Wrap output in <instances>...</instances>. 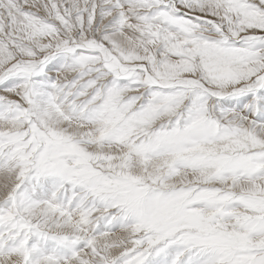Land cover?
Returning a JSON list of instances; mask_svg holds the SVG:
<instances>
[{"label": "snow or ice", "instance_id": "snow-or-ice-1", "mask_svg": "<svg viewBox=\"0 0 264 264\" xmlns=\"http://www.w3.org/2000/svg\"><path fill=\"white\" fill-rule=\"evenodd\" d=\"M0 264H264V0H0Z\"/></svg>", "mask_w": 264, "mask_h": 264}]
</instances>
